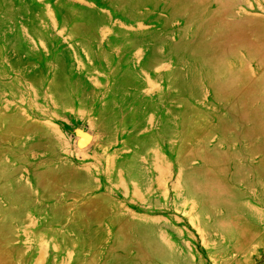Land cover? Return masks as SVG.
I'll list each match as a JSON object with an SVG mask.
<instances>
[{
  "label": "rangeland",
  "instance_id": "obj_1",
  "mask_svg": "<svg viewBox=\"0 0 264 264\" xmlns=\"http://www.w3.org/2000/svg\"><path fill=\"white\" fill-rule=\"evenodd\" d=\"M0 264H264V0H0Z\"/></svg>",
  "mask_w": 264,
  "mask_h": 264
},
{
  "label": "water",
  "instance_id": "obj_2",
  "mask_svg": "<svg viewBox=\"0 0 264 264\" xmlns=\"http://www.w3.org/2000/svg\"><path fill=\"white\" fill-rule=\"evenodd\" d=\"M90 142V136L88 134H81L76 143L79 147H84Z\"/></svg>",
  "mask_w": 264,
  "mask_h": 264
}]
</instances>
